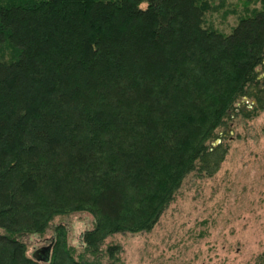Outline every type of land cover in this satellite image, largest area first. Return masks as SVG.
I'll return each mask as SVG.
<instances>
[{
	"label": "trees",
	"instance_id": "1",
	"mask_svg": "<svg viewBox=\"0 0 264 264\" xmlns=\"http://www.w3.org/2000/svg\"><path fill=\"white\" fill-rule=\"evenodd\" d=\"M259 2L224 33L210 0H0V51L16 57L0 52V264H103L76 259L61 226L49 263L17 236L87 211L97 254L152 230L191 173L221 169L217 131L264 110Z\"/></svg>",
	"mask_w": 264,
	"mask_h": 264
},
{
	"label": "rangeland",
	"instance_id": "2",
	"mask_svg": "<svg viewBox=\"0 0 264 264\" xmlns=\"http://www.w3.org/2000/svg\"><path fill=\"white\" fill-rule=\"evenodd\" d=\"M214 9L206 19L221 32L230 33L238 16L259 0H210ZM14 59L10 47L1 48ZM264 77V67L259 68ZM251 100L244 97L240 103ZM252 107L250 106L249 109ZM213 143H224L228 154L213 176L191 173L183 182L159 222L148 232H118L105 237L100 252L86 251L84 233L94 227L89 212L59 215L44 233L18 235L27 254L62 240L76 259L103 264H262L264 260V110L247 118L228 119ZM4 231L0 229V235ZM63 246V244H62ZM118 247L116 259L110 247ZM88 252V253H87ZM84 257H81L82 255ZM81 257V258H80Z\"/></svg>",
	"mask_w": 264,
	"mask_h": 264
},
{
	"label": "water",
	"instance_id": "3",
	"mask_svg": "<svg viewBox=\"0 0 264 264\" xmlns=\"http://www.w3.org/2000/svg\"><path fill=\"white\" fill-rule=\"evenodd\" d=\"M54 247V242L49 244V246H45L42 248H39L37 251L33 252L32 258L36 260L37 262L42 263H49L52 258V249Z\"/></svg>",
	"mask_w": 264,
	"mask_h": 264
}]
</instances>
